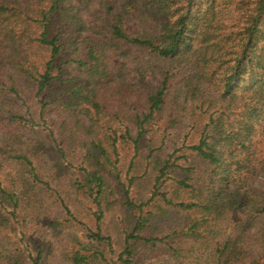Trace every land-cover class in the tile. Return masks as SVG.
Masks as SVG:
<instances>
[{"label":"trees","instance_id":"16d2710c","mask_svg":"<svg viewBox=\"0 0 264 264\" xmlns=\"http://www.w3.org/2000/svg\"><path fill=\"white\" fill-rule=\"evenodd\" d=\"M65 49L71 59L63 63ZM44 52L49 56L43 62ZM144 53L151 58L142 59ZM115 58L122 63L114 64ZM71 64L76 75L65 73ZM119 66L120 75L113 74ZM176 71L184 76L186 100L212 97L221 103L199 143L190 147L205 168L194 185L180 183L194 201L179 206L200 215L182 234L205 240L200 251L207 264H264V0H0V102L10 96L1 88L3 80L15 76L35 83L38 98L55 86L62 92L69 83L61 94L70 98L65 108L86 116L87 106L100 112L106 96L116 92L125 100H142L147 108L137 121L138 143L145 124L163 111ZM11 118L0 115V127L24 120ZM1 141L0 154L10 153L25 171L12 190L0 185L1 207L8 205L16 216L26 201L31 207L35 189L46 183L22 154L18 132L0 133ZM173 166L167 161L159 168L154 195ZM74 185L98 204L105 194L106 182L97 172L85 171ZM7 221L0 211V226ZM49 225L57 229L64 223ZM92 238L105 241L101 232ZM43 255L39 247L35 264ZM87 260L80 250L74 252V264ZM24 261L0 251L4 264Z\"/></svg>","mask_w":264,"mask_h":264},{"label":"rangeland","instance_id":"374dc122","mask_svg":"<svg viewBox=\"0 0 264 264\" xmlns=\"http://www.w3.org/2000/svg\"><path fill=\"white\" fill-rule=\"evenodd\" d=\"M48 56L44 52L39 59L44 62ZM150 58L148 53L142 56ZM69 59L65 49L61 61ZM113 63L122 60L115 58ZM72 66H66V74L76 75ZM120 67L113 68V74L120 75ZM177 72L175 76L172 73L163 111L145 124L138 143L137 121L148 112L142 100H125L112 92L102 103V111L87 106L90 113L86 116L80 110L65 108L70 98L61 94L69 83L62 92L55 86L51 94L38 98L35 83L23 76L3 80L1 88L10 96L1 100L0 115L24 120L20 125L5 121L0 133H19L22 154L34 163L46 184L38 185L31 207L26 201L16 216L11 215V207L0 205L2 215L10 218L0 226L1 252L21 256L25 264H35L39 247L44 250L40 264H74L72 258L78 250L88 256L84 264H207L204 250L200 251L205 240L182 234L200 215L179 206L194 201L191 190L180 183L187 180L194 185L198 171L205 168L190 147L199 143L205 125L221 103L212 97L186 100L184 76ZM48 101L50 104L43 107ZM15 141L10 139L9 143ZM3 144L1 141L0 146ZM10 155L0 154V185L7 190H12L15 182L19 184L25 172ZM167 161L175 166L166 171L160 194L154 195L159 168ZM85 171L97 172L106 182L100 204L74 185ZM26 177H30L27 171ZM52 220L64 223L63 227L50 226ZM98 232L104 242L92 238ZM172 248L181 255L175 256Z\"/></svg>","mask_w":264,"mask_h":264}]
</instances>
